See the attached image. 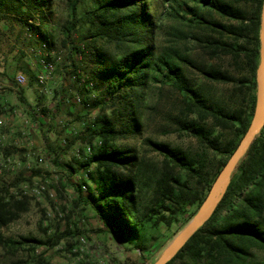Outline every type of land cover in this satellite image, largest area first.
Listing matches in <instances>:
<instances>
[{"label":"trees","instance_id":"1","mask_svg":"<svg viewBox=\"0 0 264 264\" xmlns=\"http://www.w3.org/2000/svg\"><path fill=\"white\" fill-rule=\"evenodd\" d=\"M55 1L0 0V24L23 29L38 66L41 59L55 65L48 91L56 105L48 108V95L38 89L40 67L32 70L27 63L21 68L29 87L35 89L34 105L15 78L13 87L66 182L82 178L71 183L77 193L74 207L91 210L103 232L148 262L197 215L252 124L259 92L264 0H169L168 16L191 28L189 32L174 29L173 36L205 44L214 58L228 56L240 68L237 74L197 65L177 50L160 52L157 34L162 24L151 11V0H72L69 19L60 29L61 45L71 44L63 64L55 37L46 27ZM80 3L84 4L81 11ZM193 29L212 35L204 38L193 34ZM190 68L212 84L231 86L229 96L195 83L188 74ZM150 84L172 87L182 96L189 114L178 124L197 140L198 150L146 139L162 158L154 164L137 149L120 144L140 130L143 93ZM78 97L79 103L75 102ZM6 112L7 104L0 101V116ZM1 150L5 157L35 156L33 148L12 144ZM4 172L0 173V247L45 245L35 239L15 242L3 235L5 227L29 211L31 198L23 187L32 186L44 172L33 168L10 180L2 178ZM256 247L264 249V128L239 163L210 220L167 264H264L255 260L252 249ZM34 264L51 263L44 259Z\"/></svg>","mask_w":264,"mask_h":264},{"label":"rangeland","instance_id":"2","mask_svg":"<svg viewBox=\"0 0 264 264\" xmlns=\"http://www.w3.org/2000/svg\"><path fill=\"white\" fill-rule=\"evenodd\" d=\"M70 2L72 0H56L52 21L46 26L48 31L55 37L56 47L58 51H61V63L63 64L67 61L68 48L71 44L67 48L61 45L63 35L60 29L66 25L69 19ZM170 3L169 0L150 1L151 11L155 15V19L158 24H162V29L157 34L159 51L177 50L180 54L189 56L197 65L222 67L224 70L239 73L240 68L228 56L214 58L204 48L205 44L193 38L180 40L173 36L177 29L189 32L191 28L168 16L171 11ZM83 7L84 4L80 3V11ZM36 23H39V21ZM12 28L0 24V101L7 104L8 108V112L5 115L3 114L7 119V128L2 130L7 135L3 147L11 144L17 146L16 142H19V146H23L19 148H33L39 156L44 157V161L39 162L36 156H27L24 159L18 153H15L12 156L15 157L16 162L3 167L5 172L2 178L10 180L21 172L29 174L33 168L40 169L44 172L43 176L36 177L33 182L36 183L42 179L41 183L44 185L45 190L38 197H31L30 193L28 194L31 198L29 211L22 213L18 220L5 227L3 235L15 242H23L24 239H35L46 244L24 243L20 248L13 250L0 247V264H34L37 260L44 259L51 264H154L194 218L186 227L178 231L174 238L161 248L150 261L145 262L137 251L126 250L118 240L105 233V231L103 232L101 223L95 215L93 216L94 213L91 210H85L83 206L74 207L77 193L72 188V184L78 181V177L70 183L69 181L66 182L67 178L64 173L53 164L52 156L46 149L38 126L28 128L30 140L33 142L32 148H28L26 143H20L19 141L23 119L20 116H12L11 111L18 110L22 112V115H25V112L21 109L19 94L12 89L13 79L16 80L18 74L23 72L21 68L25 64L29 63L32 70H37L39 66L36 52L30 46V40H25V34H21L23 29L18 25H14ZM194 33L206 36L204 38L212 35L210 32L203 33L196 29H193ZM19 36L21 40H19ZM100 45L102 46L103 43H100ZM85 63H88V61ZM54 73L56 74V72ZM188 74L195 83L203 84L213 93L229 96L231 92V86L208 82L196 68H190ZM21 88L24 96L33 99L32 102H34L36 98L35 89L29 87L28 82ZM143 96L144 103L141 108L142 125L140 130L135 135L121 140V145L137 149L141 156L154 164H160L162 158L145 143L146 139L167 143L186 151L199 149L197 140L181 130L178 124L180 120H184L189 114L184 109L183 99L178 91L169 86L150 84L144 91ZM47 98L45 102L48 108L56 105V100H53L50 94ZM77 109H80V107ZM50 137L53 141L56 138L54 133L50 134ZM76 150L71 151L68 157L75 155ZM2 162L0 161V168ZM66 232L70 233L62 239L57 240V237L55 238V236ZM81 237L85 238V243L80 242ZM51 238L54 240L50 241ZM55 242H57L56 245H54ZM252 253L255 260L264 261V249L253 248Z\"/></svg>","mask_w":264,"mask_h":264},{"label":"water","instance_id":"3","mask_svg":"<svg viewBox=\"0 0 264 264\" xmlns=\"http://www.w3.org/2000/svg\"><path fill=\"white\" fill-rule=\"evenodd\" d=\"M261 18L262 20L260 30V66L258 71L259 92L252 124L248 132L242 139L241 143L239 144L237 150L220 172L207 198L205 199L197 215L194 217L193 221L177 236V238L168 247L165 253L154 264H167L168 262H170L187 244L190 238L210 220L219 202L225 195L228 186L231 182V178L235 170L237 169L239 163L244 159L248 150L250 149L256 138L259 136L261 130L264 128V80L263 82L261 81L259 74L261 67L264 66V6L262 9ZM225 181H227V184L219 198H217L219 189Z\"/></svg>","mask_w":264,"mask_h":264},{"label":"built area","instance_id":"4","mask_svg":"<svg viewBox=\"0 0 264 264\" xmlns=\"http://www.w3.org/2000/svg\"><path fill=\"white\" fill-rule=\"evenodd\" d=\"M41 65L39 66L40 69L37 73V79H38V89L40 90L41 93L48 95L50 92L48 91V86L50 84L51 81L54 80L55 78V65L53 63L50 62H46L45 60L41 59ZM28 82L27 77L20 73L18 74V76L16 77V84L18 86H25ZM77 103L80 102V98L78 97L76 99ZM12 116H20L23 121V127L20 129V133H21V137L19 139L20 143H26V146L29 147H33V142L32 140H30V132L28 130V128H36L37 125L25 114L22 115V112H19L18 110H13L12 112ZM7 128V119L5 116H0V161H3L1 163V168H0V173H2V171L4 170V166H8L11 165L13 163H15V157L11 156V157H4L1 149L4 146V140L6 139V134H4L2 132V130ZM19 142H16L17 147H23V146H19L18 144ZM87 152H91V149L89 147L86 148ZM33 154L37 157L39 162H43L44 161V157L39 156V154H37L36 152H33ZM14 170V167L12 168ZM78 180H82V178L78 177ZM42 179H40L39 182L34 183V185L31 186H24L23 188L26 190V193L29 194L32 197H38L40 196L43 191L45 190L44 185L41 183ZM83 191L86 192L88 190V187L86 185L83 186ZM81 243H85L86 240L84 237H81L80 239Z\"/></svg>","mask_w":264,"mask_h":264},{"label":"bare ground","instance_id":"5","mask_svg":"<svg viewBox=\"0 0 264 264\" xmlns=\"http://www.w3.org/2000/svg\"><path fill=\"white\" fill-rule=\"evenodd\" d=\"M260 79H261V81L263 82V80H264V66H262L261 67V69H260ZM226 184H227V181H225V182H223V184L221 185V187H220V189H219V192H218V195H219V193L221 192V190H222V188L224 187V185L226 186ZM225 188V187H224ZM218 195H217V198H218Z\"/></svg>","mask_w":264,"mask_h":264},{"label":"crops","instance_id":"6","mask_svg":"<svg viewBox=\"0 0 264 264\" xmlns=\"http://www.w3.org/2000/svg\"><path fill=\"white\" fill-rule=\"evenodd\" d=\"M12 89L15 90V91L17 90V88H15V87H12ZM28 100H29V102L31 103V105H34L35 102H32L33 99L29 98ZM21 109L24 110L23 107H22ZM93 216H94V214H93ZM95 217H96V216H95ZM102 227H103V226H102Z\"/></svg>","mask_w":264,"mask_h":264}]
</instances>
